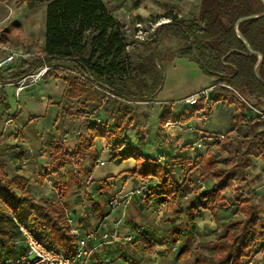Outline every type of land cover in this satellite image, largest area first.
Masks as SVG:
<instances>
[{
    "label": "crops",
    "instance_id": "1",
    "mask_svg": "<svg viewBox=\"0 0 264 264\" xmlns=\"http://www.w3.org/2000/svg\"><path fill=\"white\" fill-rule=\"evenodd\" d=\"M102 1L114 17L115 13L111 10L113 4L131 12L138 19L143 16L142 12L153 16L166 13L168 7L167 0ZM212 1L176 0L181 10L189 11L197 3L195 14L190 18L177 17L194 19L209 8ZM45 14L46 3L29 5L22 0H0V31L6 29L4 39L2 36L0 40V58L6 55L7 50L13 49L20 57L18 62L10 65L35 60L44 41ZM166 23L154 27L152 35L156 41L160 40L161 34H164V38L178 39L163 31L155 32L157 26ZM32 46L35 47L34 53L29 52ZM183 46L167 54L166 61L170 64L182 58L194 61L174 55ZM196 67L192 68L195 69V75L190 79L192 83L173 85L175 95L158 97L161 88L151 100L130 103L114 99L104 101L98 93L99 101L86 100L83 95L70 97L65 93L67 76L61 74H49L37 86L22 90L18 95L14 86L0 83V130L4 129L0 133V157L5 160V174L10 179L15 175L27 178L26 188L35 198L65 202L66 218L71 220L69 225L80 233L97 229L116 231L122 236L135 227H142L139 242L127 244L120 241L97 249L99 257H111L109 264H195V250L226 236V224L240 217L239 195L252 196L254 205L264 214V150L259 157H249L245 181L218 193L216 204L214 199L208 201L207 192L215 179L201 165L193 164L197 157L204 158L210 153L222 168L228 153L220 147L221 143L218 146L213 143L199 147L196 142L201 137L225 133L227 144L232 148L233 138L239 136L242 141L245 136L252 137L264 132L260 130L264 122H246L243 119L234 126L236 106L228 102L232 94L226 89H218L208 103L200 102L188 108L179 106L176 101L180 98L217 83L215 78ZM220 99L226 101L219 102ZM73 105L77 108L67 107ZM165 107L172 113L192 107L198 109L194 117L177 125L172 122L160 125L158 118ZM66 110H82L89 117L67 114ZM241 112L243 116L246 109L242 108ZM93 113L95 118L108 125L111 132L116 126L129 122L124 136L111 135L109 139L96 137L82 159L72 165L56 168L51 160L49 142H60L65 152H73L78 133L85 131V125L93 121ZM8 118H11V122L3 128L2 124ZM113 143L115 148L111 146ZM128 150L136 157L123 159L122 155ZM148 161L161 167L167 164L173 166L171 177L179 186L177 193L168 196L153 190L143 203L135 198L126 210L121 206L107 210V202L115 192L131 189L138 184L140 175L136 172L137 163L145 164ZM186 165L189 167L187 173L183 170ZM85 182H90V185L85 187ZM53 183H56V190L52 188ZM154 249L160 253L156 261L151 258ZM240 262L264 264V245L258 246L250 256L242 257Z\"/></svg>",
    "mask_w": 264,
    "mask_h": 264
},
{
    "label": "trees",
    "instance_id": "2",
    "mask_svg": "<svg viewBox=\"0 0 264 264\" xmlns=\"http://www.w3.org/2000/svg\"><path fill=\"white\" fill-rule=\"evenodd\" d=\"M22 1L29 5L46 3L43 45L35 60L3 68L0 83L17 81L43 63L60 61L81 75H68L65 80V93L73 98L83 95L86 100L99 101L100 97L91 82L106 86L123 100L129 97H138L141 101L151 100L161 87L157 76L154 88L150 90V86L141 79L147 72L135 71L125 51L127 44L123 25L102 0ZM164 16L169 18L168 23L157 26L155 32L163 31L184 42L177 54L174 53L175 56L194 60L204 74L215 78L216 82H225L235 88L251 105L264 108V1L213 0L209 8L191 20L179 18L170 12ZM5 32L6 29L0 31V40L2 36L4 39ZM127 79H138L137 95L130 96L117 86L118 82ZM146 91L149 93L146 94ZM228 102L236 106L233 120L236 126L243 120L241 110L246 106L235 94H232ZM197 109L192 107L172 113L165 107L158 118L159 124L184 122L194 117ZM66 113L89 117L82 110H66ZM128 124L116 126L114 132H111L108 125L101 121L87 123L85 131L78 133L77 143L71 153L64 151L62 143L49 142L53 165L60 168L82 159L93 146L96 137L109 139L115 135L122 138ZM227 141L225 134L221 141L215 142L217 146L221 143L220 147L228 153L222 168L210 153L204 158L197 157L193 164L201 165L215 179L207 192L208 201L214 199L215 204L218 193L247 179L245 170L250 165L249 157H259L264 150V132L243 137L239 161ZM111 146L116 147L114 143ZM131 156L136 157L128 150L122 158ZM4 168L5 160L0 157V259L14 253V243L10 241L20 240L16 221L53 250L65 257H72L76 244L70 235L65 202L35 198L26 188L27 178L15 175L10 179ZM172 170L173 166L168 164L161 167L151 161L137 163L136 172L141 178L153 177L157 182V185L149 188L147 198L153 190L168 196L177 193L179 186L171 177ZM183 170L187 173L189 167L186 165ZM53 185L56 190V183ZM239 198L240 217L226 224V236L195 250V264H241L242 257L250 256L258 246L264 245V214L254 205L252 196L239 195Z\"/></svg>",
    "mask_w": 264,
    "mask_h": 264
},
{
    "label": "built area",
    "instance_id": "3",
    "mask_svg": "<svg viewBox=\"0 0 264 264\" xmlns=\"http://www.w3.org/2000/svg\"><path fill=\"white\" fill-rule=\"evenodd\" d=\"M155 26L156 24L153 25V27ZM125 48H128V45H126ZM18 57H20V55L17 54L15 50H7L6 55L0 58V68H6L10 64L18 62ZM49 74L81 76L65 64H62L60 62H46L39 66L37 69L31 71L29 74L20 78L19 80L3 83L2 85L14 86L15 94L18 95L22 90L37 86ZM91 84L95 90L102 91L105 95H107V97L118 98L120 101L130 103L128 100H123L113 94L111 90H105L102 88V86L92 82ZM218 89H226L232 94L237 95L244 102L246 106V112L245 114H243V119L246 122H264V108H258L251 105L239 94V92L235 88L231 87L225 82H217L200 88L195 92L180 98L176 101V103L179 106L185 108L195 106L200 102L208 103L211 101L212 95ZM219 102H224V100L220 99ZM93 121L98 123L101 121V119L94 117ZM10 122L11 118H8L5 121V125H8ZM172 123L176 125L178 124V122ZM189 129L192 130V128ZM224 136L225 133H215L205 138L201 137L196 142V145L199 147H202V145L204 144L211 145L217 141H221ZM96 162L104 164L103 161L97 160ZM89 185L90 182H85V187H88ZM155 185H157L156 180L149 177H140L138 179V184L135 187L115 192L109 198L106 208L107 210L111 211L121 206L124 210H126L129 203L135 198L139 203H143L147 199L149 188ZM53 187L54 185L52 184V188ZM67 221L71 224L70 219L67 218ZM16 225L18 227V231L20 232V240L16 242L17 250L15 249L14 253L11 255L2 257L0 259V264H109L111 262V257H99L97 255V249L99 247L115 244L120 241H123L127 244H134L140 241L143 234V228L140 226L129 230L122 236L119 235L116 231L109 232L107 230L100 231L97 229H91L86 232L80 233L77 229L70 227V235L74 238L76 245L74 255L72 257H65L61 253L53 250L46 243L39 240L22 223L16 221ZM159 257L160 253L157 250L154 249L151 251V258H153L155 261L158 260Z\"/></svg>",
    "mask_w": 264,
    "mask_h": 264
},
{
    "label": "rangeland",
    "instance_id": "4",
    "mask_svg": "<svg viewBox=\"0 0 264 264\" xmlns=\"http://www.w3.org/2000/svg\"><path fill=\"white\" fill-rule=\"evenodd\" d=\"M168 7H166V13L170 12L173 15H180L184 18H190L195 14L197 3L195 2L194 8L188 10H182L177 6L176 0H167ZM167 3V2H166ZM111 10L115 13V18L118 19L125 30L126 36V44L128 48H125L129 60L132 62L135 67V71L145 70L147 73L141 77L143 81H145L149 86L150 90L154 88V81L158 76V79L161 82V86L159 90L162 88L161 92L157 91L158 97H170L171 95H175L176 91H172V87L175 83L179 82H190V79L195 75V69L197 63L194 61H189L188 59L182 58L180 61L175 60L174 63L170 64L166 61V57L169 56L167 54L175 52L179 47L183 46V42L178 39L172 38H164V34L160 35V40L156 41L155 37L152 35L154 27L153 25H159L161 23H165L169 21V18L165 17L164 14H155L145 15L142 12L143 16L141 19H138L132 13H128L123 9L115 6H112ZM151 16V17H150ZM153 50L155 52H153ZM30 53L35 52V47L29 51ZM174 66V67H173ZM181 66V67H180ZM161 67V69H160ZM200 71V70H199ZM201 72V71H200ZM157 79V80H158ZM138 79H127L122 82H118L117 86L126 94L132 96L138 94L137 81ZM192 83V82H190ZM103 89L109 90L106 86H102ZM178 90V88H177ZM98 94L103 97V100H111L114 99L119 101L118 98L107 97L102 91L96 90ZM149 92L146 91V94ZM156 93V94H157ZM145 94V95H146ZM155 94V95H156ZM128 98V97H127ZM131 97H129L130 99ZM174 98V97H172ZM132 100H128L129 102H135L136 100H140V98H131ZM77 108V106H67ZM95 114H92L93 118ZM90 121V120H88ZM261 124V123H260ZM3 128L6 126L5 122H3ZM261 131H264V124H261ZM4 131V129H3ZM2 129L0 133H3ZM9 131V130H8ZM11 131V130H10ZM3 150V146L1 151ZM232 152L236 160H239L241 157V139L238 137L232 139ZM9 240V239H8ZM10 241V240H9ZM10 243H14L13 249L17 250V243L10 241ZM11 244V245H12ZM10 245V244H9ZM6 248V247H5ZM11 248V247H10Z\"/></svg>",
    "mask_w": 264,
    "mask_h": 264
},
{
    "label": "water",
    "instance_id": "5",
    "mask_svg": "<svg viewBox=\"0 0 264 264\" xmlns=\"http://www.w3.org/2000/svg\"><path fill=\"white\" fill-rule=\"evenodd\" d=\"M262 1H264V0H262ZM241 37V39H243V37L242 36H240Z\"/></svg>",
    "mask_w": 264,
    "mask_h": 264
}]
</instances>
